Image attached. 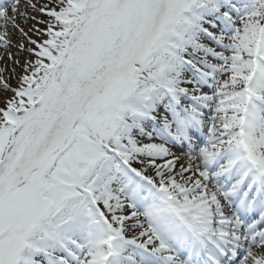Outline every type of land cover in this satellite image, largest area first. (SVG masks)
<instances>
[{"label": "snow or ice", "instance_id": "snow-or-ice-1", "mask_svg": "<svg viewBox=\"0 0 264 264\" xmlns=\"http://www.w3.org/2000/svg\"><path fill=\"white\" fill-rule=\"evenodd\" d=\"M17 32L0 264H264V0H0Z\"/></svg>", "mask_w": 264, "mask_h": 264}, {"label": "rangeland", "instance_id": "rangeland-1", "mask_svg": "<svg viewBox=\"0 0 264 264\" xmlns=\"http://www.w3.org/2000/svg\"><path fill=\"white\" fill-rule=\"evenodd\" d=\"M33 15L39 16L38 13H32ZM42 19H47V17H41ZM34 23V21H28L27 24H22V27L25 28V31H28L29 27ZM40 27H43V25H40ZM29 35H33V38H36L34 36L33 33L29 32ZM23 40V37L17 32L12 36V47L9 48H0V56H4V60L0 61V67H5L7 66L8 69H12L13 67H15L16 69V74H20L21 72V68L18 65H14L10 60L7 59V56L5 55V53H12L13 57L15 59H19L21 62H23V60L27 57V53L26 52H18L17 51V45ZM12 83L15 85V79L12 80ZM3 95L4 94H0V103H2L3 100ZM10 95V93L8 94ZM174 151H178L177 149H174Z\"/></svg>", "mask_w": 264, "mask_h": 264}]
</instances>
